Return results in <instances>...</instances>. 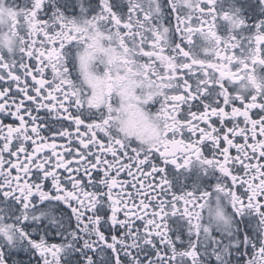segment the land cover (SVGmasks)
I'll return each instance as SVG.
<instances>
[{
  "label": "snow or ice",
  "instance_id": "1",
  "mask_svg": "<svg viewBox=\"0 0 264 264\" xmlns=\"http://www.w3.org/2000/svg\"><path fill=\"white\" fill-rule=\"evenodd\" d=\"M219 3L0 0V264H264V0Z\"/></svg>",
  "mask_w": 264,
  "mask_h": 264
},
{
  "label": "flooded vegetation",
  "instance_id": "2",
  "mask_svg": "<svg viewBox=\"0 0 264 264\" xmlns=\"http://www.w3.org/2000/svg\"><path fill=\"white\" fill-rule=\"evenodd\" d=\"M17 0H4V6L5 7H12L15 6ZM218 10L220 12H227L228 10V0H220V3L218 4ZM249 21L251 22V17H249ZM257 58H259V54H257ZM225 75H228L227 72H225ZM103 96H98V102H100L101 104L103 103ZM139 129V132H141L142 134H148V129H146L144 127V123L143 121H141V124L137 126ZM180 185L178 186L180 188L181 191H198L199 189L194 188V185L198 184V180L196 179V177L194 176L193 172H188L185 171L183 176H181L180 178ZM205 217H206V213H205ZM168 225L170 226V229L172 230V233L174 236H178L182 231L186 232L189 229V225L188 222L180 217V216H176L173 218L168 219L167 221ZM205 223H207V221L205 220ZM240 232L241 234H245L247 232V228L243 225V223L241 222L240 224ZM217 233L215 230H213V232L211 233L212 236H215ZM231 234L229 233V236ZM208 238L205 237V240H207ZM248 241H241L240 239H236L234 244L229 240L228 243H225L223 245V253L227 254L229 247H235V246H241L243 245V247L245 249H247L248 247ZM210 250L215 253L218 251V249H214L211 248V245H209ZM237 257H239L240 255H242L243 253H234ZM205 259L208 261V264H211V260L210 257H208L207 255H205ZM218 259L221 261V264H228V262L226 260H224V255H221L218 257Z\"/></svg>",
  "mask_w": 264,
  "mask_h": 264
},
{
  "label": "clouds",
  "instance_id": "3",
  "mask_svg": "<svg viewBox=\"0 0 264 264\" xmlns=\"http://www.w3.org/2000/svg\"><path fill=\"white\" fill-rule=\"evenodd\" d=\"M119 120L134 132L139 131L137 126L140 125L142 121L140 115L134 108H129L125 111H122L119 114ZM132 138H136V137L133 136Z\"/></svg>",
  "mask_w": 264,
  "mask_h": 264
}]
</instances>
